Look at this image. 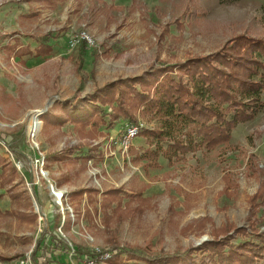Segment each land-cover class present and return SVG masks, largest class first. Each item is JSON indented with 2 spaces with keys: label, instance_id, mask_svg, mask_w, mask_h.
<instances>
[{
  "label": "rangeland",
  "instance_id": "374dc122",
  "mask_svg": "<svg viewBox=\"0 0 264 264\" xmlns=\"http://www.w3.org/2000/svg\"><path fill=\"white\" fill-rule=\"evenodd\" d=\"M0 2V164L14 168L0 177V264H122L112 247L149 259L200 246L213 228L245 225L264 168V109L232 130L230 147L201 149L175 163L160 156L158 166L140 158L148 146L142 135L121 147L124 120L92 139L69 122L43 120L159 61L208 54L240 34L264 39V0H61L27 20L26 0ZM82 30L93 46L69 44ZM14 39L31 54L19 60L8 51L5 41ZM39 44L50 51L32 56ZM66 146L74 153L58 158ZM113 189L116 196L104 203Z\"/></svg>",
  "mask_w": 264,
  "mask_h": 264
},
{
  "label": "trees",
  "instance_id": "16d2710c",
  "mask_svg": "<svg viewBox=\"0 0 264 264\" xmlns=\"http://www.w3.org/2000/svg\"><path fill=\"white\" fill-rule=\"evenodd\" d=\"M34 51L32 56H41L50 51V46L39 44ZM13 52L19 59L25 52L31 54L27 48ZM263 95L264 39L240 34L214 52L172 64L159 61L142 74L112 80L91 96L77 99L72 107L60 106L63 115L48 114L43 124L47 126L51 121L62 126L69 122L81 137L92 139L103 135L102 128L109 129L120 119L126 125H137L138 118L153 121V126L141 128L137 135H142L148 145L140 158L147 165L152 162L151 165L158 166L160 156L175 163L185 161L189 154L201 149L230 147L232 130L264 109ZM122 132L123 129L120 135ZM74 150L66 146L57 157L65 159ZM252 158L256 163L257 158ZM1 160L4 161L2 157ZM254 163L250 161L248 168L255 172ZM3 164L0 177L6 176ZM260 168L259 186L248 199L245 225L213 228L202 245L182 253L148 259L131 249L112 247L111 256L122 264H140V260L145 264H264V168ZM81 193L82 189L73 191L74 196ZM116 194L115 189L108 190L104 203H109L108 199ZM66 217L69 219L70 215ZM51 245L56 249L53 241ZM193 250L200 254L193 255ZM123 253L125 259L120 257ZM91 255L94 258L96 253ZM57 264L70 263L58 259Z\"/></svg>",
  "mask_w": 264,
  "mask_h": 264
},
{
  "label": "built area",
  "instance_id": "2783aa9c",
  "mask_svg": "<svg viewBox=\"0 0 264 264\" xmlns=\"http://www.w3.org/2000/svg\"><path fill=\"white\" fill-rule=\"evenodd\" d=\"M80 41L86 43V44H89V45H94L95 44V41L94 39L89 35V33L86 31V30H82L78 35H75V36H72L70 39H69V44L71 46H75L77 45ZM39 113L38 111H36L35 113V116L36 118L39 116ZM143 123L139 122L137 125H126L125 124V127L123 129V133H121V147L126 149L131 140L137 136L138 134V131L143 128ZM36 163H38V160L35 161ZM39 169H42L43 170V159H41V163L39 164ZM51 186V189L52 191L53 190V187L52 185L50 184ZM65 192V191H64ZM63 192H60V194H62ZM61 196L58 198V199H61ZM104 256H107L106 254H103V257ZM91 262V261H90ZM14 264H22V261H19V263H14Z\"/></svg>",
  "mask_w": 264,
  "mask_h": 264
},
{
  "label": "crops",
  "instance_id": "0c3cea01",
  "mask_svg": "<svg viewBox=\"0 0 264 264\" xmlns=\"http://www.w3.org/2000/svg\"><path fill=\"white\" fill-rule=\"evenodd\" d=\"M26 1L28 2L29 5H28V10H26L25 13L21 16V18H23L24 20H27V18L32 19L33 17L39 16L38 14L40 12H42L43 9H47V8L52 9V10L55 9L61 0H51L52 1L51 4L44 2V1L40 2V1H36V0H26ZM34 9L38 10L39 13L38 12L34 13ZM0 40H1V37H0ZM5 42L6 43L4 46L8 51H15V50L20 49V48H27V47H24L27 44H24V45L19 44L17 39H14L11 42H9V41H5ZM10 46H12L13 48L11 49ZM28 48L31 49L30 46ZM19 60H22V59L20 58Z\"/></svg>",
  "mask_w": 264,
  "mask_h": 264
},
{
  "label": "bare ground",
  "instance_id": "6f19581e",
  "mask_svg": "<svg viewBox=\"0 0 264 264\" xmlns=\"http://www.w3.org/2000/svg\"><path fill=\"white\" fill-rule=\"evenodd\" d=\"M34 112V111H33ZM33 124H32V126H33V129H34V131H36V130H38V128H39V123H38V121H36V119H35V116H34V118H33V122H32ZM56 193V196H55V198H59V195H60V192L59 191H55Z\"/></svg>",
  "mask_w": 264,
  "mask_h": 264
}]
</instances>
